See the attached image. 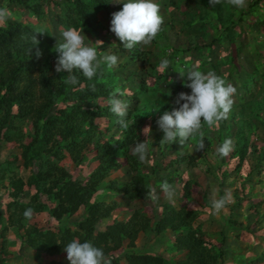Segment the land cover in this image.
Here are the masks:
<instances>
[{
    "label": "trees",
    "instance_id": "trees-1",
    "mask_svg": "<svg viewBox=\"0 0 264 264\" xmlns=\"http://www.w3.org/2000/svg\"><path fill=\"white\" fill-rule=\"evenodd\" d=\"M5 1L3 6L22 18L10 19L0 26V150L12 144L10 149L16 152L0 162V173L14 172L19 159V167L24 169L37 165V171L25 180L13 176L9 183L14 196L24 191V185H32L31 195L38 201L34 206L20 207V216L11 212L8 223L0 214V264H6L10 257L1 238L11 226L25 228L21 235L24 242L38 246L33 256L39 258L41 251L56 254L66 264L69 263L64 249L73 239L91 241L102 248L111 264H121L118 252L122 251L126 264H225L232 262L227 239L235 243L242 236L241 231L252 235L256 230L264 231V211H259L262 200L252 202L249 213L243 215L240 201L228 204V215L220 222V239H215L218 243L210 239L199 222V210L189 207L195 187L206 206L212 205L191 168L204 154L213 151L214 144L215 158H209V165L216 171L213 174L218 181L219 198L230 177L244 166L249 165L242 192L245 182L253 181L254 175L261 174L264 168V0H247L244 9L227 3L211 7L209 0H155L163 6L162 15L168 13L181 19L186 45L170 41L166 32L173 23L168 19L149 45L138 44L132 50L125 49L118 37L115 42L104 39V24L98 17L103 11L111 23L112 14L122 10L124 0ZM182 5L184 9H180ZM17 8L27 10L36 19L49 18L58 35L48 28H43L48 33H35L42 27L24 21L23 10ZM70 26L84 29L87 44L95 46L96 41H103L99 50L117 55L118 65L111 71L102 65L91 80L77 72L80 83L65 84L61 79L68 73L56 72L58 53L53 48ZM34 35L40 41V58L31 43ZM161 43L170 49L164 57L170 62L179 53H189L192 66L194 60L197 66L208 65L236 88L228 118L219 127L202 128L204 150H197L199 136L186 145H181L179 138L172 144L160 145L164 133L157 121L165 112L179 107L175 100L181 92L191 93L184 76L177 91L160 85L163 74H153V81L148 80L164 59L160 58L162 49L157 47ZM30 47L31 55L27 51ZM219 49L225 54L219 55ZM169 69L181 70L178 65ZM117 88L124 92L120 98L129 104L127 119L131 123L126 131L116 123L118 117L108 104L110 93ZM25 122H30L32 129L23 131ZM146 126L151 127L150 136L143 132ZM226 138L232 139L234 149L227 157H221L218 149ZM149 139L151 164H142L133 149L138 140ZM192 147L196 149L194 153L190 151ZM66 157L76 166L84 161L96 162V166L85 181H78L60 164ZM228 160L233 167H222ZM112 171L119 175L111 178ZM164 180L174 187L179 184L174 203L168 202L160 191ZM257 181L261 187L264 185L261 179ZM146 187L157 189L158 201L146 198ZM253 187L250 183L246 193L259 194L253 193ZM114 195L119 199L111 198ZM137 201L141 205H136ZM147 207L151 214L146 212ZM29 208L33 210L30 219L24 216ZM118 209L124 210L121 220L114 218ZM41 212L44 220L32 219ZM101 224L104 228H99ZM156 238L171 242L164 254L144 251ZM262 239L264 236L252 244L243 242L246 260L236 264H264ZM250 251L254 257L247 255Z\"/></svg>",
    "mask_w": 264,
    "mask_h": 264
},
{
    "label": "clouds",
    "instance_id": "clouds-1",
    "mask_svg": "<svg viewBox=\"0 0 264 264\" xmlns=\"http://www.w3.org/2000/svg\"><path fill=\"white\" fill-rule=\"evenodd\" d=\"M120 2V0H117ZM211 7L227 3L236 9L247 7V0H209ZM12 11L7 7H0V24H5L10 19H14ZM164 17L160 11V5L155 0H126L122 10L112 14L111 31L123 43L127 50L134 49L138 44L149 45L157 35L162 31ZM35 33H48L43 28H38ZM62 39L57 40L53 51L58 53L55 70L57 73L67 72L68 75L61 80L71 86L80 83L77 72L81 73L86 79L91 80L97 76L102 65H106L109 71L118 65V56L107 54L100 51L103 41H96L95 46L85 43L87 37L84 29L68 27L61 33ZM88 38V37H87ZM32 46L35 47L37 58L42 56V50L38 47L40 41L36 36L31 38ZM32 54V47L28 50ZM170 67V61L162 59L158 65V71L164 72ZM183 77L184 73H180ZM186 87L191 89V93L181 92L175 100L172 111L165 112L157 121L159 128L164 136L160 145L173 143L179 138L181 145H186L188 141L199 136L197 150H204L205 139L202 128L207 125L209 128L219 127L221 121L226 120L234 104V94L236 88L226 82L224 78L217 75L215 71L209 70L206 73L194 67L186 74ZM124 95L120 89L112 91L108 98L110 111L118 117L116 123L121 130H127L131 123L127 119L129 113V104L121 99ZM183 101V103H181ZM145 135L151 134V127L146 126L143 129ZM149 140L137 141L133 154L142 164H151ZM234 149V143L231 138H226L218 149L221 157H227ZM147 188V199L158 201L159 196L156 188ZM160 191L170 203L175 202L176 189L167 180L159 185ZM212 208L216 214L231 202V192L225 191V194L215 198L212 194ZM33 210L26 209L24 216L31 218ZM67 259L70 264H111L102 248L95 246L91 241L81 242L73 239L65 246Z\"/></svg>",
    "mask_w": 264,
    "mask_h": 264
},
{
    "label": "rangeland",
    "instance_id": "rangeland-1",
    "mask_svg": "<svg viewBox=\"0 0 264 264\" xmlns=\"http://www.w3.org/2000/svg\"><path fill=\"white\" fill-rule=\"evenodd\" d=\"M1 1V0H0ZM126 0H124V3ZM156 2V1H155ZM6 1L2 0L1 5H5ZM160 9L161 11L163 10V6L161 4ZM7 7V5L5 6ZM8 8V7H7ZM170 8V6H169ZM10 9V8H9ZM23 10L20 8H17V10ZM180 9H184V5L181 6ZM170 12V11H169ZM13 13V12H12ZM23 13L25 14V18H23L24 21L31 22L33 24L40 25L42 28H48L54 35H58V30L54 29L53 26L50 24L49 18H46L45 16L42 19H36L35 16H33L30 12L27 10H23ZM15 19L19 20L22 18V16H19L18 14H14ZM99 19H101L102 24H104V29L102 30V35L104 36V39L110 42H115L117 39V36L111 31V23L109 22L108 17L106 16L105 12L101 11L98 13ZM164 20L167 21L168 19L173 23L172 27H168V31L166 34L168 35L170 41L174 44L177 42L179 43H184L186 45V39H185V28H181L180 21L181 19H175L174 17L172 18L170 14H165L163 15ZM6 24V23H5ZM5 24H0V26L5 25ZM176 33L179 35L176 37ZM86 43V41H85ZM108 47V45H107ZM160 49V58H164L170 53V49L165 43H161L157 46ZM164 53V54H163ZM179 56H174L175 61L170 62V66L174 67V65H178L181 70H178L176 72H172L170 69L165 70L163 73L158 71V66L153 70L151 77L148 78V80L153 81V74L159 75L163 74L164 76L159 80V83L161 86L169 89V90H179L181 89L179 85H182V80H181V75L180 73H184V79L187 83H190V81H187V76L186 74L188 71L192 70L194 67H197L198 70L202 72H207L209 71L208 65L206 66H197L196 60L193 61V66L191 63L192 57L189 56V53L182 54ZM219 55H224L225 52L222 51V49L218 50ZM185 62L184 66L183 63ZM189 64V66H188ZM188 68H186V67ZM223 67V66H222ZM224 68V67H223ZM223 71H225L223 69ZM178 95V92H176ZM28 128L32 129V125L30 122H25L22 126L23 131ZM26 141L28 138L25 139ZM12 144H9L7 147H4L3 149L0 150V162H3L5 159L10 156L11 152H14V150L10 149ZM195 147L190 148V151L192 153L195 152ZM215 151H216V146L214 144L213 151H209L204 156L201 157V160L198 164H196L194 167L191 168V171L195 172V175L197 176V179L199 180V183L202 185V189L206 191L207 193V198L211 202L212 200V194L213 192L215 193V198L219 199L220 194H219V187H218V181L216 179V175L213 174V167L209 165L210 159L214 160L215 158ZM18 152V151H17ZM16 153V152H14ZM210 158V159H209ZM10 159V158H9ZM22 164V160L19 159V161L15 164L16 168L14 169V172L9 173L6 170H3L2 173H0V214L4 218V221L8 223V216L11 214V212H14V215L20 216L22 209L20 207H26L27 205H36L38 198L35 199L31 194L34 193V187L32 185H24V191L19 194L18 196H14L11 192V187L9 183V179L13 176H22L23 179L25 180L26 177H28L32 171H37L38 167L37 165L35 166H29L28 168H23L22 165L19 167V164ZM232 163V162H231ZM228 160V162L223 165L222 167L224 168H231L233 165L231 164ZM249 163V162H248ZM61 165L65 166L69 172L72 173L73 178L77 179L78 181H85V179L88 178V176L91 174L93 169L96 166V162L88 163V161H84L81 165L76 166L72 160H70L68 157H66L64 160L60 162ZM250 164V163H249ZM210 167L211 170H208V167ZM248 167L244 166L239 172H237L236 176H231L230 177V183L223 188V193L225 194V191H230L231 192V202L229 204H232L235 200L240 201V207L239 211L243 215L244 213L248 212L250 209V204L252 202H257L262 200L261 206L259 207V211L262 213L264 211V185L261 187V184L257 181L258 179H261V181L264 182V168L262 169L261 174H255L254 177L252 178L253 181L250 182H245V187L242 192V183L244 180V177L248 171ZM117 171H112L110 173L111 178H116L118 176ZM252 183L254 185L252 191L253 193H259L257 195H252L250 193H246L249 190V185ZM179 187V184H175V188ZM194 190L193 194V201H190L189 207L191 208H197L199 210L198 214V220L204 225V228L208 232V235L210 239L213 242H217L215 239H220V222H222V219L228 215V209L229 206L226 205L224 209L220 211L219 214H216L214 209L211 206H206L202 193L198 190L197 187ZM238 191L237 193H234L235 191ZM113 199H119V196L114 195L111 196ZM136 205H141L142 202H135ZM10 211V212H9ZM81 211V210H80ZM146 212L148 214H151L150 207L146 208ZM79 214V212H77ZM249 213V212H248ZM124 210L123 209H118L114 212V218L121 220L124 218ZM34 220L41 221L44 220L43 217V212L41 213H36L33 218ZM29 220H26V226L28 225ZM105 225L101 224L99 225V228H104ZM25 228H14V227H9L8 230L3 232V236L1 239H4V244L3 249H5V252L10 255L8 258L6 264H66L61 263L59 259L61 258L60 255H50V254H45L43 251L40 252L39 258H36L33 256V254L36 253V249L38 246H30L27 245L24 240L22 239L21 235L24 233ZM253 235L247 233L246 231H241V237L238 241L235 243L233 241L229 240L230 242L227 243L229 247V252H230V257L232 259V262L228 261L225 264H236L237 262H244L246 257L243 255V247H245L244 243H254V241L260 240L264 236V231L263 230H256ZM264 241V239H262ZM244 242V243H243ZM169 243H171L169 240H164V239H154L150 244H148V248L144 250L145 252L151 251L153 253H158V254H164L166 249L169 247ZM218 243V242H217ZM219 245V244H218ZM22 247V248H21ZM242 247V248H241ZM120 255V262L121 264H126L125 261V252H118ZM247 255L253 256L254 254L248 252ZM178 257V256H177ZM235 261V262H234ZM70 264V262L68 261Z\"/></svg>",
    "mask_w": 264,
    "mask_h": 264
}]
</instances>
